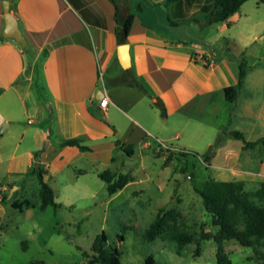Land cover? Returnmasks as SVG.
Returning <instances> with one entry per match:
<instances>
[{
  "label": "crops",
  "instance_id": "1",
  "mask_svg": "<svg viewBox=\"0 0 264 264\" xmlns=\"http://www.w3.org/2000/svg\"><path fill=\"white\" fill-rule=\"evenodd\" d=\"M4 1L27 40V51L2 36ZM164 1L125 2L134 18L125 43L131 65L124 69L111 0H0V130L7 125L0 135V194L8 189L21 194L36 184L38 192L34 164L39 163L59 206L84 201L96 206L107 188L99 175L122 173L125 156L131 158L124 151L129 145L133 157L137 150L165 146L199 155L216 144L211 154L199 156L212 179L243 182L253 191L264 184V145L243 149V141L227 135L239 131L247 142L264 137V66L249 69L237 99L229 102L224 89L238 83L241 59L221 44L216 49L217 39L243 17L242 8L205 27H173L170 18L187 12L185 2L166 7ZM126 70L147 93L115 83ZM99 91L108 101L104 110L102 99H96ZM70 139L82 140L90 150L62 145ZM212 225L216 231L207 226L206 232L215 234L218 227ZM211 240L201 242L197 257ZM240 246L235 239L226 241L225 253ZM213 247L216 256V242ZM248 248L245 261L261 264Z\"/></svg>",
  "mask_w": 264,
  "mask_h": 264
},
{
  "label": "rangeland",
  "instance_id": "2",
  "mask_svg": "<svg viewBox=\"0 0 264 264\" xmlns=\"http://www.w3.org/2000/svg\"><path fill=\"white\" fill-rule=\"evenodd\" d=\"M241 14L243 17H236L230 30L217 39L216 49H220V44L227 47L230 56L246 60L248 69L264 66V4L250 0L242 6ZM213 31L208 33L211 39ZM215 147L216 144L208 146L199 155L180 160L175 159L179 152L169 148L137 150L133 157L125 156L126 165L119 170L129 173L134 182L114 198L105 186L96 206L84 201L71 208L42 209L37 184L21 194L8 189L0 194V264H86L84 252L94 254V241L102 232L106 233L108 244L118 247L122 264H145L149 255L157 264H218L213 240L203 245L201 257H194L200 232H206L207 226L216 231L212 216L195 191L211 178L199 156L211 154ZM251 189L252 186L244 188L249 193L258 188ZM23 200H29L32 206L23 212L12 207L14 201ZM250 200L264 208V201L254 196ZM169 212L174 214V220H168L156 239L147 240L145 233L151 223L158 215ZM171 225L194 237L193 243L181 248L180 255V247L168 238ZM250 250L240 246L239 251L228 255L233 264H258L245 261L244 253ZM261 251L264 253V243Z\"/></svg>",
  "mask_w": 264,
  "mask_h": 264
},
{
  "label": "trees",
  "instance_id": "3",
  "mask_svg": "<svg viewBox=\"0 0 264 264\" xmlns=\"http://www.w3.org/2000/svg\"><path fill=\"white\" fill-rule=\"evenodd\" d=\"M116 7V37L119 44H125L128 33L134 18L130 8L126 5L127 0H111ZM250 0H165L162 5L169 7L171 5L181 4L185 2L187 12L182 16L172 20L170 23L173 27H178L184 24L196 23L201 27L226 21L231 15L240 11L242 6ZM264 4V0H260ZM191 8H193L191 12ZM141 7L137 6V10ZM27 51V49H25ZM249 69L245 59H241L238 83L234 86L226 87L224 89L225 98L229 102L237 99L240 90L242 89L246 75ZM116 84L130 85L147 93L145 88L133 77L129 70H126L124 75L118 78ZM161 115L166 116V110L163 105L160 106ZM229 136L244 142L243 149L255 148L257 145H264V137L256 142H247L244 135L239 131L228 132ZM222 141V136H218V142ZM63 146H76L81 151H89L90 148L85 146L80 139H70L62 143ZM124 151L129 157L133 155V146H127ZM188 155L197 156L195 152L183 153L179 152L176 155L177 160ZM208 162V159H205ZM45 171L40 168L38 173L39 178V197L41 200V208L53 207L57 210L60 206L55 202L54 192L48 183L43 181ZM99 177L107 184L108 194L114 195L124 189L130 182L134 181L133 177L127 174H116L110 170L102 172ZM245 184L243 182H223L216 181L209 178L203 188H195L196 193L202 198L203 206L208 214L213 217L214 224L218 227V231L214 234L212 232H205L202 230L199 234V240L194 256L201 254V242L213 239L217 243L216 260L218 264H233L228 254L225 253L224 243L229 240H237L243 247H251L254 249L256 258L264 264V253L261 247L264 243V208L255 205L250 196L257 197L264 201V184L257 190L249 193L244 190ZM7 197L2 200L4 202ZM29 200L14 201L12 207L23 212L25 209L31 207ZM169 219L174 220V214L169 212L163 216L158 215L151 223L149 229L145 233V238L153 241L159 236ZM242 223L243 227H239ZM168 238L174 242L179 248L177 253L181 254V248L185 245L191 244L194 241L192 234L178 230L175 225H171L167 229ZM119 239L123 241V237ZM108 238L105 232L99 234L93 244L94 254L89 256L84 252V257L87 258L86 264H122L121 253L117 246L108 244ZM35 264H45L38 261ZM81 264V263H74ZM145 264H157L154 257L149 255Z\"/></svg>",
  "mask_w": 264,
  "mask_h": 264
},
{
  "label": "water",
  "instance_id": "4",
  "mask_svg": "<svg viewBox=\"0 0 264 264\" xmlns=\"http://www.w3.org/2000/svg\"><path fill=\"white\" fill-rule=\"evenodd\" d=\"M3 10H4V30L2 33L3 38L5 39H12L16 43H18L23 49H26L28 46L27 40L25 36L22 34V31L19 28V24L17 19L10 13V5L8 1L3 2ZM118 59L121 64V66L124 69L130 68V54H129V47L127 44H122L118 47ZM104 94L102 91H99L96 99L101 100L103 98ZM46 108L51 114V110L48 106L46 105ZM7 129V125L4 124L3 127L0 130V135H2ZM47 143L44 144L43 150L46 149ZM34 166L37 168L38 172L40 171V164L35 163Z\"/></svg>",
  "mask_w": 264,
  "mask_h": 264
},
{
  "label": "built area",
  "instance_id": "5",
  "mask_svg": "<svg viewBox=\"0 0 264 264\" xmlns=\"http://www.w3.org/2000/svg\"><path fill=\"white\" fill-rule=\"evenodd\" d=\"M107 103H108V101H107L106 98L102 99V100L100 101V103H99V107H100V109L104 110L105 107L107 106ZM164 148H168V147L165 146Z\"/></svg>",
  "mask_w": 264,
  "mask_h": 264
}]
</instances>
